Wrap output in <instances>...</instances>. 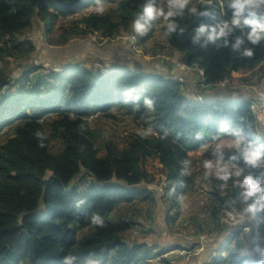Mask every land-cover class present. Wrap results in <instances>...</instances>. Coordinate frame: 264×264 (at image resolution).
Listing matches in <instances>:
<instances>
[{
	"label": "trees",
	"instance_id": "1",
	"mask_svg": "<svg viewBox=\"0 0 264 264\" xmlns=\"http://www.w3.org/2000/svg\"><path fill=\"white\" fill-rule=\"evenodd\" d=\"M100 1L108 4L104 9L113 11L98 14L91 9L75 19L77 29L112 38L127 23L123 26L137 36L133 21L147 0ZM229 2L189 3L182 15L171 18L175 31L169 33L167 22L162 27L157 19L144 36L138 34L136 42L143 45L160 30L168 47L180 55L179 62L192 69L203 86H218L240 70L262 81L264 39L256 44L249 41L251 26L234 28L226 38L227 46L225 38L215 43H205L204 37L195 40L201 25L231 21L234 10ZM88 5L89 0H0V63L24 47L35 52L32 39L19 37L34 27L37 16L49 30ZM155 5L159 7L156 1ZM253 10L259 19L264 6ZM205 11L209 14L200 15ZM113 13L123 21H114ZM238 38L243 42L233 50ZM248 49L251 57L243 55ZM157 64L147 69L140 63H115L105 70L78 62L55 67L31 64L17 80L0 75V134L4 137L0 141V264H180L174 250L199 245L197 240L189 247L132 243L128 233L135 223L117 211L132 210L148 200L155 203L159 192L150 187L153 182H161V196L171 203L170 208L180 206L196 183V174L187 168L191 151L225 137L235 140V132L264 151V133L254 111V92L213 101L192 98L184 93V82L175 76L173 65L163 70L164 61ZM145 100L153 102L151 109ZM117 115L143 118L145 129L116 138L94 125L97 119ZM230 148L219 149L215 155L238 166L249 165L250 175L264 188V163L254 167L235 147ZM149 159L162 164L164 179L150 173ZM212 181L211 214L226 210L257 215L264 233V209L254 214L246 211L255 197L245 202L240 196L243 189L232 177L226 180V189ZM180 214L179 207L167 220L178 222ZM93 215L100 217L103 227L92 223ZM240 224L209 264H264V257L245 252L239 238L247 223ZM199 227L203 231L202 223ZM259 247H264V240Z\"/></svg>",
	"mask_w": 264,
	"mask_h": 264
},
{
	"label": "rangeland",
	"instance_id": "2",
	"mask_svg": "<svg viewBox=\"0 0 264 264\" xmlns=\"http://www.w3.org/2000/svg\"><path fill=\"white\" fill-rule=\"evenodd\" d=\"M155 1L159 4V7L164 9L167 7V0ZM202 1L205 0H190V3L196 5ZM95 2V0H89V5L85 9L77 11L75 15L78 16L70 15L67 18H62L49 30L46 27V22L37 16L33 23L34 27L26 29L25 33L19 37V40L22 41L32 39L36 46L35 52L31 53L25 50L26 47H24V49L17 50L14 56H7L4 62L0 63V75H7L6 77L10 76L17 80L22 77V73L31 64L55 67L67 62H78L95 68H106L107 65H113L114 63H128L130 65L140 63L147 69H151L160 65L157 64L158 61H169V64L172 63V65L178 63L182 65V68L185 66L179 62L180 55L168 47L166 35L161 33L160 30H156L146 43L138 45L136 41L140 39L141 35H134L135 38H133L132 32H129V29L123 26L127 25V23L119 24L121 27L112 38H105L106 36L103 37L100 32L89 34L82 32L80 28L77 29L75 19L91 9H96L98 4H95ZM99 4L103 7L108 5L104 1H100ZM112 9L114 8L107 7L104 11L107 12L109 10L112 12ZM112 16L114 21L119 23L123 21L117 13H113ZM159 20L160 26L163 27L166 21L162 17ZM128 26L130 27V23ZM105 68L101 70H105ZM161 68L167 70L168 64L166 66L163 65ZM243 78H232L229 81L231 86H229L230 84H221L229 86L226 89L230 91V95L224 97L232 99L237 98L239 93L247 95L255 91L257 97L264 98V84L261 85L264 79L257 82V78L253 77L250 72L245 76L244 80ZM22 84L20 83L19 86ZM239 84L242 85V88L237 89ZM19 86L11 90H16ZM205 90L204 86L199 89V91L204 93ZM259 92L262 95H259ZM253 106L255 114H257V105L254 104ZM143 120V118H135L133 115H117L116 119H97L94 121V125L96 127L99 126L111 136L121 138L138 129L143 131L145 129ZM260 124L262 125L261 128H264L263 118L260 119ZM2 133L0 134V141L4 138ZM102 136L107 137L105 134H102ZM57 141L53 140V145L57 144ZM219 143H221L220 146L216 142L210 146L208 151L201 146L197 151L193 152L191 165L187 168L189 172L196 174V183L193 189L185 194L180 206L177 205L170 208L171 203L161 196L163 193L161 182H153L150 187L159 192V194H156L157 201L155 203L148 200L147 204L138 205L133 207L132 210L121 208L117 211L122 216L130 217L135 223L129 230L128 241L132 243L134 241H147L151 245L156 243L167 247L180 243L185 247H189L197 240L199 245L195 248L174 250L175 254H179L178 262L187 264L191 253H198L197 256L202 258L208 253L210 255V252L218 244L220 245L223 240L227 239L231 231L237 229L241 222H246L247 216L237 211L219 210L217 216L211 214L210 191L213 189H211L210 182L215 179L218 186L222 187L221 189H226L227 186L225 184H228V181L219 178L215 167L211 170L206 169L204 162L212 161L215 164L219 160L222 165H228L229 177H232L236 184H239L246 176L250 175L248 165L244 167L238 166L227 159L215 155V152L219 149L224 151L231 149L232 141L228 140L227 137L222 138ZM147 165L150 173L156 174L157 179H164L162 164L156 160L149 159ZM236 172H240V175L237 176ZM256 173L259 175V171ZM261 176L260 174L259 177ZM209 178H212V180ZM223 193L226 194V191L224 190ZM179 207L180 220L178 222H169L167 220L168 215L175 214ZM135 209L140 210V212ZM201 223L203 224V231H199L201 228L199 224ZM251 254L253 255L254 252ZM256 254H259L258 251H256ZM262 254L264 256V252Z\"/></svg>",
	"mask_w": 264,
	"mask_h": 264
},
{
	"label": "clouds",
	"instance_id": "3",
	"mask_svg": "<svg viewBox=\"0 0 264 264\" xmlns=\"http://www.w3.org/2000/svg\"><path fill=\"white\" fill-rule=\"evenodd\" d=\"M211 3V0H208ZM190 0H167V11L163 7H157L155 5V0H147V3L143 6L142 12L133 21V29L139 35H144L147 33L151 22L159 18H163L167 22V31L173 32L176 29V24L171 20V18L182 15L184 10L188 7ZM96 11L98 14H103L104 7L99 4L97 0ZM233 9L231 21H223L215 26L201 25L196 30L195 40H199L201 37L205 38V43L212 42L215 43L221 38L224 39V44L227 46V36L234 28L242 27L243 25L251 26V32L248 34V40L253 44L259 43L261 39H264V12L261 13L260 18L257 19V13L253 9H259L264 6V0H230L229 5ZM248 11V16L245 18L244 13ZM192 13L196 12L195 8H191ZM207 11L201 12L200 15H208ZM183 31V30H181ZM243 41L237 39L235 44L232 45L233 50H238ZM243 55L251 57L253 52L251 49L245 50ZM145 104L151 109L153 102L151 100H145ZM41 134L38 132L37 136ZM233 135L236 139L232 142L233 147L243 156L245 161L256 167L261 163H264V151H261L259 147L253 146L250 143H245L244 137L239 133L235 132ZM235 159V157H233ZM185 161V164H188ZM204 167L206 169L216 168L217 175L221 180H227L230 173L228 172V165H222L221 161L217 160L215 164L212 161H205ZM239 176L240 172H236ZM239 186L243 189L240 193L242 199L247 202L249 199H253V202L248 204L246 211L249 213H255L260 209H264V188L261 187V183L258 179L253 178L251 175L246 176L243 181L239 183ZM92 223L103 227V221L99 216L93 215ZM70 259V258H69Z\"/></svg>",
	"mask_w": 264,
	"mask_h": 264
},
{
	"label": "crops",
	"instance_id": "4",
	"mask_svg": "<svg viewBox=\"0 0 264 264\" xmlns=\"http://www.w3.org/2000/svg\"><path fill=\"white\" fill-rule=\"evenodd\" d=\"M164 63L166 65L167 64L169 65V61H165ZM170 64L172 65V63H170ZM174 64L175 65H173V66L176 68V75L175 76H177L180 80H182L184 82L183 91L189 97L203 99L205 101H208V100L213 101V100H217V99H227L224 96L230 95V91L226 89V87L229 88V86H224V85H218L219 87L215 86V87H211V88L204 86V88L206 89L205 93L203 91H199V89H201L203 86V85L199 84V76H197L195 74V72H193V70L191 71V69H189V68L185 69L186 68L185 66L182 68L181 67L182 65H179L178 63L177 64L174 63ZM109 66L110 65H107L106 68L105 67L104 68L107 69ZM104 68L101 67L99 69H104ZM248 73L249 72H247V71L240 70L238 73L235 74V76L233 78H242V77H245ZM263 84H264V81H262L261 85H263ZM222 86L225 88H223ZM209 89H211V90H209ZM202 94H204V95H202ZM252 95H253L252 97L255 99V104L257 105L256 106L257 107L256 117L260 123V116L264 115V98H262V97L260 98L259 96L257 97L255 95V91ZM259 95H262V94L259 92ZM261 130L264 133V128H262ZM228 140H231L232 142L234 141V139H231V138H228ZM216 142L218 143L217 144L218 146L221 145V143H219V142H221V139H220L218 141H213V142H210L208 144L202 145V148L204 150L208 151L210 146H212ZM231 145H232V143H231ZM198 149L190 152L191 157L194 155L193 152L197 151ZM260 219L261 218H259V216H257V215H251L250 217H247V219H246L247 227L241 232V236H240L239 240H242L243 248H244L245 252H247L250 255H252L251 253L254 252L253 255H259L261 257H264L262 254V252H264V247L263 248L259 247V245L264 240V233L262 232V229L259 227ZM145 242H147V241H145ZM149 245H151V244H149ZM219 247H220V245L218 244L213 249V251L210 252V255L208 253L204 258L197 256L198 253H194V254L191 253L188 257L189 261L187 262V264H209V262L212 261L213 258L215 257V255L217 254L216 252L218 251ZM256 251H258L259 254H256ZM223 254H226V252H223ZM182 264H184V263L182 262Z\"/></svg>",
	"mask_w": 264,
	"mask_h": 264
},
{
	"label": "built area",
	"instance_id": "5",
	"mask_svg": "<svg viewBox=\"0 0 264 264\" xmlns=\"http://www.w3.org/2000/svg\"><path fill=\"white\" fill-rule=\"evenodd\" d=\"M133 38H135V37L133 36ZM134 43L136 44V42H134ZM229 81H230V79H225V80H223V81H220L218 85H221V84H228V85H229V84H230ZM229 86H231V84H230ZM239 88H242V85L239 84V85L237 86V89H239ZM261 118H263V120H264V115H263V116H260V119H261Z\"/></svg>",
	"mask_w": 264,
	"mask_h": 264
}]
</instances>
